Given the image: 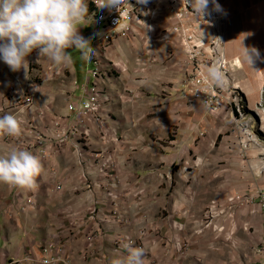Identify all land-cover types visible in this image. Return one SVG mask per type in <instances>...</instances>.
<instances>
[{"label": "rangeland", "instance_id": "374dc122", "mask_svg": "<svg viewBox=\"0 0 264 264\" xmlns=\"http://www.w3.org/2000/svg\"><path fill=\"white\" fill-rule=\"evenodd\" d=\"M218 3L221 20L190 12L186 20L194 25L187 26L188 39L193 41L194 60L205 61L199 67L207 70L226 62L222 87L233 96L232 104L213 112L188 88L182 105L181 96H170L166 88L153 92L140 87L144 91L134 89L133 93L130 89L120 92L118 86V92L111 94L105 79L112 69L101 60V107L86 126L75 133L77 118L71 123L68 115L59 117L62 113L55 110V97L46 105L32 92L23 97L27 99L16 116L21 122L20 134L5 137L0 132V142L16 138L17 146L37 151L41 160H52L58 148L73 136L79 138L78 146L87 153L81 168L95 172L86 184L97 182L103 187L98 193L100 200L113 206L112 212L121 221L126 216L122 222L127 231L135 229L136 235L128 236L136 246L145 248V264H257L254 249L260 244L256 242L259 233L247 222L256 215V208L262 210L264 198V47L255 48L259 56L252 65L241 58L229 60L225 53L229 16L220 0ZM89 6L96 5L88 0ZM88 14L94 15L95 10ZM197 21L203 23L196 26ZM90 31L100 32L94 26ZM197 39L200 48L193 45ZM93 48L94 56L103 54ZM34 50L33 54H38ZM68 53H74L70 57L76 61L79 85L87 78L88 85L93 53L88 58L77 49ZM254 72L256 75L251 74ZM224 110L231 113L228 119ZM235 118L239 120L235 122ZM41 139L44 146L39 148ZM242 143H247V148ZM98 151L101 154H95ZM39 184L36 178L34 190H29L33 201L41 199L35 191ZM57 186L62 188L60 183ZM55 191H59L57 187ZM117 203L124 213L114 211ZM57 242L61 238L43 246ZM182 242L184 250L179 249Z\"/></svg>", "mask_w": 264, "mask_h": 264}, {"label": "crops", "instance_id": "0c3cea01", "mask_svg": "<svg viewBox=\"0 0 264 264\" xmlns=\"http://www.w3.org/2000/svg\"><path fill=\"white\" fill-rule=\"evenodd\" d=\"M133 2L136 3L142 23L136 22L132 36H121L108 48L98 45L103 32L94 23L91 15L87 23L78 25V31L87 38L92 47L103 53L99 57L112 69L105 79L109 92H118V86L120 92L130 89L133 93L134 89L138 93L144 91H140V87L153 92L166 88L170 96H181V100L178 98L179 103L185 104L182 98L188 94L184 82L191 77L196 67L204 66L205 61L200 59L196 62L195 58L186 54L192 43L185 42L180 34L174 32L178 20L169 12V0H149L146 5L138 3L137 0ZM220 2L229 16L225 44L227 58H241L239 53L243 46L263 48L264 0ZM93 8L96 15L106 12V7ZM185 23L194 25L189 18ZM93 26L100 32L93 34L90 31ZM96 35L98 38L94 37ZM195 44L200 48L198 39L193 43ZM75 49L69 46L66 51ZM33 51L27 57V74L23 69L14 72L0 61V111H3L0 114L17 116L23 108L22 102L25 103L23 97L33 92L35 98L46 105L53 103L49 99L55 97V110L62 113L59 117L68 115L67 121L74 122L75 115L68 111V105L73 102L80 103L87 97L88 78L84 84L79 85L74 69L76 61L71 57L68 62L57 65L39 53L33 54ZM254 60L256 61L255 57ZM251 74L256 75L255 72ZM249 77L255 81L254 76ZM37 79L40 81L38 87L34 88ZM227 112L224 110L223 114L228 119L231 113ZM78 139L73 136L68 144L58 148L52 160L39 158L41 171L36 178L40 180V184L35 191L41 199L34 200L33 206L27 202L32 197L29 190H34L33 186L14 189L12 185L0 182V264L26 257L33 260L25 264H39L43 243L56 238L66 242L73 264H114L115 260L123 259L115 251L114 242L118 238L134 234L135 229L127 231L122 222L126 220V216L121 221L119 215L112 212L113 206L100 200L98 193L103 187L94 181L86 184V179H92L95 172L89 167L81 168L87 161V153L78 146ZM10 140H13L11 144ZM17 145L19 144L13 137L6 139L5 143L1 141L0 157L9 155L14 149H24L22 145V148ZM29 151L38 156L37 151ZM59 183L63 189L55 191ZM101 183L104 185L102 181ZM117 207L115 212L124 213L121 204L117 203ZM255 210L256 215L250 217L247 224L254 229V233H259L256 241L259 244L264 240V215L259 208ZM96 228H101L106 236L89 246L87 235ZM141 231H138L139 238L143 239ZM112 252L117 255L116 259Z\"/></svg>", "mask_w": 264, "mask_h": 264}, {"label": "clouds", "instance_id": "9594fccd", "mask_svg": "<svg viewBox=\"0 0 264 264\" xmlns=\"http://www.w3.org/2000/svg\"><path fill=\"white\" fill-rule=\"evenodd\" d=\"M122 0H102L98 7L118 8ZM147 4L149 0H137ZM187 6L196 17L210 16L209 5L221 10L218 0H186ZM91 19L88 14V0H0V61L12 71L29 69L28 55L38 49L40 56L47 57L54 64L66 63L69 46L80 51L84 58L93 53L87 38L78 31V25ZM242 61L252 65L259 56L257 49L243 46ZM206 78L220 86L225 79L221 66L212 65L206 70ZM207 105V100L204 101ZM21 122L13 114L0 116V132L18 136ZM41 171V161L27 149H14L9 155L0 157V182L30 188ZM137 239V238H136ZM138 240V239H137ZM127 255L114 264H145V250L142 246L124 245ZM16 261V259L14 260ZM26 263V262H25Z\"/></svg>", "mask_w": 264, "mask_h": 264}, {"label": "built area", "instance_id": "2783aa9c", "mask_svg": "<svg viewBox=\"0 0 264 264\" xmlns=\"http://www.w3.org/2000/svg\"><path fill=\"white\" fill-rule=\"evenodd\" d=\"M102 1L92 0V3L98 6ZM169 12L178 20V24L174 27V32L180 34L185 42L191 43L188 38L191 37L187 23H185L186 18L189 16L191 10L187 6L186 0H169ZM211 16H208L210 20H221L222 14L219 11L213 9V6L209 5ZM94 23L99 29L102 30V36L98 41V45L101 47H107L117 38L121 36L130 37L135 32L136 22H140L137 6L133 0H122L118 8L106 7V12H103L99 15H92ZM206 19V18H205ZM224 20V19H222ZM203 23V22H202ZM201 22L197 21L196 26H200ZM193 28V27H192ZM221 34V31H220ZM38 51V49H36ZM188 56L190 58H195L197 55L194 54L192 45L189 46L187 50ZM94 69L90 72V81L88 85V95L80 103H71L68 105V111L75 115L78 122L76 123L75 133L80 130V128L87 125L90 118H93L96 113L100 110L102 102V86L103 83V74H102V62L99 56L92 57ZM221 68H225L226 62L224 61L220 64ZM199 67V66H198ZM196 67L195 71L191 74V77L185 80L184 86H186L189 91L193 94H197L201 100L206 101L205 105L208 109H211L213 112H217L222 109L226 104L233 103V96L226 92L222 85L214 86L206 78V70L201 67ZM225 82V80H224ZM30 96V95H29ZM27 96V98L29 97ZM25 98L24 100L26 101ZM205 104V103H204ZM239 119L235 118V122ZM250 138H248V142ZM39 148L44 146L42 139L38 142ZM243 147L247 148V143H242ZM17 186H12L16 188ZM57 189L60 191L61 186H57ZM232 202L234 199L231 200ZM30 206H33V200L31 197L27 200ZM261 209L264 213V198L261 201ZM106 234L101 228H96L94 231L90 232L87 235V242L89 246H92L97 241H101L105 238ZM126 243H132L133 246H136L135 240L132 236H125L123 238H118L114 242L115 251L124 258L127 255L124 245ZM179 249L184 250L185 243L182 242L179 244ZM143 247V246H142ZM144 248V247H143ZM145 250V248H144ZM254 254L257 257V264H264V240L254 249ZM30 257L16 259V261H11L7 264H25V262L32 261ZM39 264H73L72 260L69 258L68 248L65 241L57 243H49L41 247V258Z\"/></svg>", "mask_w": 264, "mask_h": 264}, {"label": "trees", "instance_id": "16d2710c", "mask_svg": "<svg viewBox=\"0 0 264 264\" xmlns=\"http://www.w3.org/2000/svg\"><path fill=\"white\" fill-rule=\"evenodd\" d=\"M92 11H94L93 7H92V6H89V7H88V13H90V14H91V13H92Z\"/></svg>", "mask_w": 264, "mask_h": 264}, {"label": "bare ground", "instance_id": "6f19581e", "mask_svg": "<svg viewBox=\"0 0 264 264\" xmlns=\"http://www.w3.org/2000/svg\"><path fill=\"white\" fill-rule=\"evenodd\" d=\"M240 61H237V63H239ZM239 64H241V63H239Z\"/></svg>", "mask_w": 264, "mask_h": 264}]
</instances>
